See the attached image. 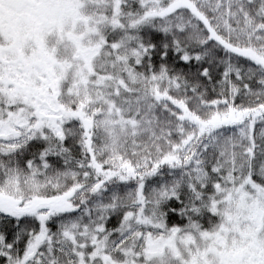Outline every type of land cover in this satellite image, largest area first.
Wrapping results in <instances>:
<instances>
[{
	"label": "snow or ice",
	"instance_id": "obj_1",
	"mask_svg": "<svg viewBox=\"0 0 264 264\" xmlns=\"http://www.w3.org/2000/svg\"><path fill=\"white\" fill-rule=\"evenodd\" d=\"M0 264H264V0H0Z\"/></svg>",
	"mask_w": 264,
	"mask_h": 264
}]
</instances>
